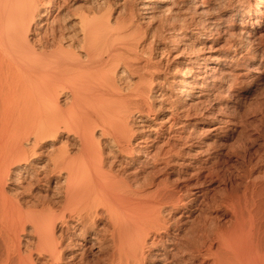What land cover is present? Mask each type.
I'll return each instance as SVG.
<instances>
[{
    "label": "bare ground",
    "instance_id": "1",
    "mask_svg": "<svg viewBox=\"0 0 264 264\" xmlns=\"http://www.w3.org/2000/svg\"><path fill=\"white\" fill-rule=\"evenodd\" d=\"M43 1L0 0V264H264V157L207 108L264 80V0Z\"/></svg>",
    "mask_w": 264,
    "mask_h": 264
},
{
    "label": "rangeland",
    "instance_id": "2",
    "mask_svg": "<svg viewBox=\"0 0 264 264\" xmlns=\"http://www.w3.org/2000/svg\"><path fill=\"white\" fill-rule=\"evenodd\" d=\"M111 1L114 2L113 7H115L117 1H118L117 6L118 5L120 6V2L122 0H111ZM72 2H74V0H69V2L66 4V6L68 8H72V7L74 8V5H72L73 4ZM50 3H51V1H50ZM46 4H49L48 0L43 1V5L46 6ZM76 4H80V3H76ZM54 6H56L55 3H54ZM255 37L257 38L256 42L258 40V42H257L258 43L257 44L258 54L259 55L261 54V56L264 57V54H263L264 53V42H263L264 41V27L259 32H257L255 34ZM149 41L152 42V39L149 38ZM153 44H154L153 45L154 47H163V44H161V43H153ZM259 44H261V45H259ZM164 49H165V47H164ZM175 51H176V49H174V51L172 50V52L168 53L169 55H167V56L165 55L164 59H165V61H166V59L168 60V64L170 63L169 65H170L171 70L177 71V70H179L180 67H182V65H179V64L175 63L174 61L172 62V60H171L172 57L170 56V54H172V56H173V54L177 53V51L176 52ZM248 81H249V78H244V79L238 78L234 84V89L237 90L238 92L239 91L240 92L238 93V95L236 97H232V98L228 97V99L226 98V99L218 100V102H216L217 104L210 105V107H207V108L209 109V112H211L214 110L213 109L214 106H218L220 104L227 103L230 99L232 100L231 102L238 103V105L236 106L237 108L235 107V109H237V110H235V109L232 110L233 108L230 109V110H232V112H231L232 119L235 118L234 121L237 123L236 128H238V130L235 134V138H236V140H241V139H242L241 141L244 140V145L245 144L247 145V146L246 145L245 146H246V148L248 147L247 150L250 151L249 153L252 154L253 158L255 157L257 159L259 157H264V153H263L264 152V80L260 84H257V85H254L253 83H249ZM248 83L250 84L249 87H247V89L244 90L243 87L246 86ZM200 110H202V109H200ZM236 119H238V120H236ZM246 127H248V128H246ZM247 139L251 142H248ZM241 141H239V142H241ZM253 141H255V142H253ZM252 145H253V147H252ZM256 148H258V149H256ZM249 149H251V150H249ZM255 150H256V152H255ZM256 153H257V155L260 154V156L259 155L256 156L255 155ZM212 162H213L212 166H217L216 162H214V161H212ZM222 166H223L222 170H224V169L226 170V167H224V165H222ZM172 169H174V170H172ZM176 170H177L176 166L174 165V166L168 168L167 171L162 172L161 174L163 175V177H166L169 175L170 178L175 179L176 178L175 174L177 172ZM90 259L93 260L94 258L91 256H88V260H90Z\"/></svg>",
    "mask_w": 264,
    "mask_h": 264
}]
</instances>
